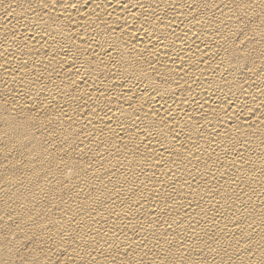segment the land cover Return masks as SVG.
<instances>
[{
  "label": "bare ground",
  "instance_id": "6f19581e",
  "mask_svg": "<svg viewBox=\"0 0 264 264\" xmlns=\"http://www.w3.org/2000/svg\"><path fill=\"white\" fill-rule=\"evenodd\" d=\"M0 264H264V0H0Z\"/></svg>",
  "mask_w": 264,
  "mask_h": 264
}]
</instances>
